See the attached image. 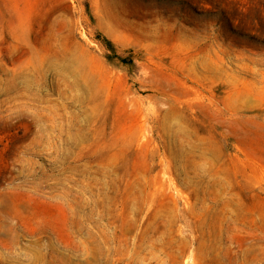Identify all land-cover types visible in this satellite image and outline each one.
Masks as SVG:
<instances>
[{
    "label": "rangeland",
    "instance_id": "rangeland-1",
    "mask_svg": "<svg viewBox=\"0 0 264 264\" xmlns=\"http://www.w3.org/2000/svg\"><path fill=\"white\" fill-rule=\"evenodd\" d=\"M0 264H264V0H0Z\"/></svg>",
    "mask_w": 264,
    "mask_h": 264
},
{
    "label": "trees",
    "instance_id": "trees-1",
    "mask_svg": "<svg viewBox=\"0 0 264 264\" xmlns=\"http://www.w3.org/2000/svg\"><path fill=\"white\" fill-rule=\"evenodd\" d=\"M106 46H108L107 48H109L110 50H114V47H113V44H112V42L111 41H107V45ZM121 61H123V62H126L127 63V60L125 59V58H122L121 59ZM131 63H133V60H132V58H131Z\"/></svg>",
    "mask_w": 264,
    "mask_h": 264
}]
</instances>
